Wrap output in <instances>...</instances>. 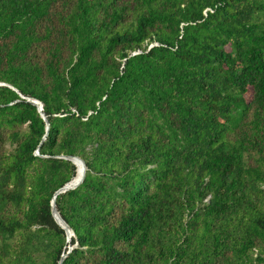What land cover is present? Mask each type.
Instances as JSON below:
<instances>
[{"label": "trees", "instance_id": "obj_1", "mask_svg": "<svg viewBox=\"0 0 264 264\" xmlns=\"http://www.w3.org/2000/svg\"><path fill=\"white\" fill-rule=\"evenodd\" d=\"M0 264H264V0H0ZM43 103L47 123L37 105Z\"/></svg>", "mask_w": 264, "mask_h": 264}, {"label": "water", "instance_id": "obj_2", "mask_svg": "<svg viewBox=\"0 0 264 264\" xmlns=\"http://www.w3.org/2000/svg\"><path fill=\"white\" fill-rule=\"evenodd\" d=\"M0 84H3V83H0ZM28 100H30L32 103H34L35 105L38 106L39 111L41 112L42 116L44 117V119L47 123V130H49L50 124H49V120H48L47 115L43 112V103L41 101H39L38 99H35V98H28ZM60 157L72 160L77 166L80 163L83 166L82 175L79 178V180L76 182L72 179L70 182H68L63 187H61L59 190H57V192L54 195L53 201H52V212H53V215L55 217V220L57 221V223L62 228H64L66 230V233L68 236L69 250L62 256L60 263H59V264H63L64 259L68 256V254L72 251V249L77 244H75V245L71 244V239H72V237H75V232L69 226V224L66 222V220L62 217L60 211L58 210L57 205H56V198L61 193H65L70 189H75L76 187H78L83 182L85 175H86L87 165H86L85 161L78 156L61 155Z\"/></svg>", "mask_w": 264, "mask_h": 264}, {"label": "bare ground", "instance_id": "obj_3", "mask_svg": "<svg viewBox=\"0 0 264 264\" xmlns=\"http://www.w3.org/2000/svg\"><path fill=\"white\" fill-rule=\"evenodd\" d=\"M82 171H83V166H82V164L80 163L78 166H77V174H76V176H75V178L73 179L74 181H78L79 180V178L81 177V175H82Z\"/></svg>", "mask_w": 264, "mask_h": 264}, {"label": "rangeland", "instance_id": "obj_4", "mask_svg": "<svg viewBox=\"0 0 264 264\" xmlns=\"http://www.w3.org/2000/svg\"><path fill=\"white\" fill-rule=\"evenodd\" d=\"M76 174H77V173H76ZM75 176H76V175H75ZM74 178H75V177H74ZM74 178H73V179H74ZM68 248H69V246H68Z\"/></svg>", "mask_w": 264, "mask_h": 264}]
</instances>
